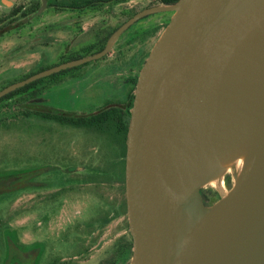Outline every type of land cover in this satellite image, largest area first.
I'll return each instance as SVG.
<instances>
[{
	"label": "water",
	"instance_id": "1",
	"mask_svg": "<svg viewBox=\"0 0 264 264\" xmlns=\"http://www.w3.org/2000/svg\"><path fill=\"white\" fill-rule=\"evenodd\" d=\"M165 11L170 19L137 76L126 138L132 264H264V0L146 7L101 50L12 83L0 97L102 57L137 19ZM240 156L227 192L213 188L220 196L205 202L201 190Z\"/></svg>",
	"mask_w": 264,
	"mask_h": 264
},
{
	"label": "flooded vegetation",
	"instance_id": "2",
	"mask_svg": "<svg viewBox=\"0 0 264 264\" xmlns=\"http://www.w3.org/2000/svg\"><path fill=\"white\" fill-rule=\"evenodd\" d=\"M128 1L129 0H47L45 8L37 15L31 17L40 7L41 0H0V90L51 66L97 52L96 48L102 44V41L104 40L103 48L110 34L128 18L146 7L162 3L161 0H153L139 9L132 11L127 5ZM34 6H36V8L33 10ZM116 6H119L118 11H115ZM167 12L170 14L168 17ZM159 14L163 16L161 22H165L167 18L165 22V24H167L172 12L148 13L129 25L118 36L109 52L103 55L108 57L109 54L113 52V57L110 59L112 61V67H109L112 72L118 71L119 65L123 62V58L128 55L130 57L129 59L135 57L136 62L139 60L141 61L138 68L139 73L145 58L150 52V50L146 51L147 47L145 42L152 36L151 34L153 32L156 33L159 23H161L159 22ZM53 17L55 18L53 19ZM119 17H124V19L112 24V19ZM144 20H147L148 24L145 25L143 22ZM37 21L38 23L40 22L39 25L33 26V23ZM148 31H151V33L147 34ZM46 33L50 34L52 38L53 35H55L57 43L60 45V50L63 52L62 54H67L69 55L67 57L71 58L67 60L61 58L64 61L59 60L57 63L50 66H44V63L43 65L41 64L42 66L36 67L35 70H33L30 65H27L26 60H28V57H30L33 51L37 52L33 49L41 51L44 49L45 45L49 44V42L42 41L43 34ZM87 51L90 53L84 54V52ZM17 59L20 60V63H17L18 65L15 64ZM113 60H116V63H114ZM76 66L66 69L69 70ZM60 71L49 74H55L50 79L42 80L34 85H31L33 82L31 81L2 95L0 97V107L7 109L9 105L15 104L19 108L16 111L13 109L5 115L7 116L13 112L18 117L24 119L33 115L39 117L43 121L55 122L43 118L42 115L44 112L52 111L54 113L86 114L47 107L41 101H34L36 98H38L37 100H39V98L43 99V91H46L50 86L62 80L59 75L63 72L60 73ZM137 76L136 74H132L129 78L125 79L124 82L128 81V86L123 91L124 93L117 95V97L103 100V104L111 100H124L130 87L134 85L133 80H137ZM114 77H117V80L115 79L117 82L121 80L123 83V79L118 78L117 74L113 75V78ZM78 78L79 77L74 74L70 76L71 80ZM116 145L118 146L117 159L120 164V170L116 175H107L99 165L87 164L86 166H73L66 171L65 175L58 178L36 180L33 176L38 174L37 171L28 169L24 174L13 172L0 179V181L6 180L5 183H0V192L12 190L15 188L13 185L17 183L20 187L25 189V193L29 198H31V196H35V198L38 196L39 205L37 208L47 217L45 227L41 225L42 234L38 244L40 254L32 250V244L23 247V245H16L8 241L7 246L4 247L5 256L3 264H132L131 254L128 256L127 248V240L129 236H131L130 231L127 234L123 233L116 237L111 246L105 250L100 257L95 258L84 255V250L87 248L85 246L82 247L83 251L77 250L71 255L67 253L70 248H73L75 243L74 239L80 235L78 230L79 226L77 224L55 230H53L51 226V220L61 212V206L70 196L75 195L79 197L85 189L94 190L96 192L101 186H113L115 183L119 184L124 189V197H114L109 208H98V211L92 214L85 222V225H87L86 233L90 236L93 230L92 226L96 223L98 226H102L104 223H107L111 217L127 215L125 166L123 168L122 147L120 141L117 139ZM48 169L49 168H44V171ZM61 179H63L65 183H75V186L71 187L70 184H68L65 187V185L63 186V184H60L62 182ZM53 184L68 189L66 192L61 191L64 198L59 199V197L56 196L55 198H51L52 200H48V202L41 201L43 197L40 196L41 193L39 194L38 190L42 189L47 191V188L52 187ZM29 209L30 211L32 210L31 208ZM53 210L54 212L57 211L54 215H51L50 212ZM93 211H96L95 207ZM49 214L51 216H49ZM82 243L84 245V242Z\"/></svg>",
	"mask_w": 264,
	"mask_h": 264
},
{
	"label": "rangeland",
	"instance_id": "3",
	"mask_svg": "<svg viewBox=\"0 0 264 264\" xmlns=\"http://www.w3.org/2000/svg\"><path fill=\"white\" fill-rule=\"evenodd\" d=\"M151 1L153 0H129L127 5L133 11ZM118 8L119 6H116L115 11H118ZM169 15L167 12V17ZM158 17L159 22H161L163 16L159 14ZM123 19L124 17L113 18L112 24ZM143 22L145 25L148 24L147 20ZM165 22L159 23L156 33L153 32L152 36L145 42L146 51L151 49L159 37L166 25ZM39 23L37 21L33 23V26L39 25ZM43 40L49 44L45 45L41 51L33 49L37 52L33 51L26 60L27 65H30L33 70L44 63V66H50L57 63L61 58L69 56L62 54L55 35L52 38L48 33L43 34ZM112 57L113 52L108 57L103 56L88 61L61 73L59 77L62 80L43 91V99L37 100L38 98H36L34 101H41L47 107L61 110L77 113L92 112L103 104V100L124 93L123 91L128 86V81L124 82V80L132 74L138 75L140 60L136 62L135 57L129 59L130 57L126 55L120 64L121 66L119 65L117 73L109 69L112 67L110 60ZM19 61L17 59L15 64ZM113 61L116 63V60ZM72 74L79 78L71 80ZM116 74L118 78L123 79V83L121 80L117 82V77L113 78V75ZM13 109L16 111L19 108L15 104L9 105L7 109L0 107V179L13 172L24 174L28 169L37 171L38 174L33 176L36 180L58 178L65 175L66 171L73 166H86L87 164L99 165L107 175L118 174L120 164L117 159L116 137L100 134L83 127L43 121L33 115L26 119L18 117L13 112L5 115ZM44 168L49 169L44 171ZM228 176L230 173L226 172L225 175L217 177L218 181H216L217 178L211 179L203 190L215 188L224 194L231 185ZM61 181L60 184L65 185V187L68 184L71 187L75 186V183H65L63 179ZM13 186L15 188L8 192H0V264L4 263V247L7 246L8 241L16 245H23V247L32 244V250L40 254L38 244L41 240V228L45 227V222H47L45 214L37 208L39 205L38 196L29 198L23 187L17 183ZM67 190V188L53 184L52 187L47 188V191L40 189L38 193H41L40 196L43 197L41 201L48 202L56 196L59 199L64 198L61 191L66 192ZM124 195V189L115 183L113 186H101L96 192L85 189L79 197L73 195L64 201L60 209L61 212L51 220V226L53 230L71 227L75 224L79 226L80 235L74 239L73 248H70L67 253L74 254L85 246L87 248L84 250V255L98 258L111 246L116 237L123 233H129L130 225L126 214L120 217H111L102 226H98L96 223L92 226L91 235L86 233L87 225L85 222L89 217L97 212L100 207L109 208L114 197L120 198ZM219 196L220 194H217L208 204L215 201ZM94 207L96 211H93ZM29 208L32 210L30 211ZM56 211L53 210L50 214L54 215ZM50 214L49 216H51Z\"/></svg>",
	"mask_w": 264,
	"mask_h": 264
},
{
	"label": "trees",
	"instance_id": "4",
	"mask_svg": "<svg viewBox=\"0 0 264 264\" xmlns=\"http://www.w3.org/2000/svg\"><path fill=\"white\" fill-rule=\"evenodd\" d=\"M177 0H161L164 4L174 3ZM38 5V4H37ZM36 5V6H37ZM33 7V10L36 8ZM104 44V40L102 44L96 48V50H100ZM90 53L89 51L84 52V54ZM71 57H65L67 60ZM74 58V57H72ZM60 61H64L61 59ZM68 70V69H66ZM66 70H62L64 72ZM55 74L49 75L44 78H40L36 81H33L31 85H34L37 82L42 80L50 79ZM135 79L133 80V84L124 100H114L107 101L98 108H95L92 112L86 114H70V113H54L52 111L44 112L42 115L43 118L48 120H52L61 124H67L73 127H83L88 128L93 131L106 134L108 136L116 137L117 140L120 141L122 147V158H123V168L125 166V157H126V138L129 128L130 122V108L132 107L133 102V89L135 87ZM202 195L204 196V201L209 202L211 199H214L217 196V192L214 189L201 190ZM128 256H130L131 248L133 246L132 236L128 238Z\"/></svg>",
	"mask_w": 264,
	"mask_h": 264
},
{
	"label": "bare ground",
	"instance_id": "5",
	"mask_svg": "<svg viewBox=\"0 0 264 264\" xmlns=\"http://www.w3.org/2000/svg\"><path fill=\"white\" fill-rule=\"evenodd\" d=\"M242 163V156H240L234 163L230 164L226 169L225 173L228 172L230 173V177L232 180H234L235 175L238 174L240 167ZM218 177V176H217ZM217 177L213 178L216 179ZM218 181V178L216 179ZM219 186V185H218ZM223 191V190H222ZM227 192V190L224 192V194Z\"/></svg>",
	"mask_w": 264,
	"mask_h": 264
}]
</instances>
